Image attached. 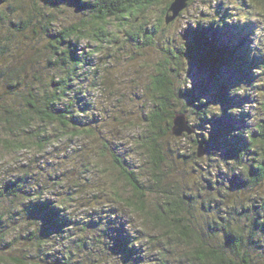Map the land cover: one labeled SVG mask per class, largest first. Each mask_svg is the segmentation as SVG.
Listing matches in <instances>:
<instances>
[{
    "label": "clouds",
    "instance_id": "clouds-1",
    "mask_svg": "<svg viewBox=\"0 0 264 264\" xmlns=\"http://www.w3.org/2000/svg\"><path fill=\"white\" fill-rule=\"evenodd\" d=\"M225 25L246 77L186 95ZM0 264H264V0H0Z\"/></svg>",
    "mask_w": 264,
    "mask_h": 264
},
{
    "label": "trees",
    "instance_id": "trees-1",
    "mask_svg": "<svg viewBox=\"0 0 264 264\" xmlns=\"http://www.w3.org/2000/svg\"><path fill=\"white\" fill-rule=\"evenodd\" d=\"M242 30L236 26L225 25L222 29L212 26L197 27L187 32L190 40L187 46L190 64L200 71H209L215 80L212 84L216 90L214 96L219 100L227 101L225 90L233 81L219 78L218 74L221 76L222 68H228L229 71L236 69L240 79L247 75L246 36L245 33L241 34ZM233 66L237 67L232 68ZM193 91L186 95L195 97L196 94ZM232 123L233 121L226 117L216 121L212 139L209 142L210 147L222 141ZM37 211L44 212L45 209L37 208ZM50 215L54 216V213Z\"/></svg>",
    "mask_w": 264,
    "mask_h": 264
},
{
    "label": "rangeland",
    "instance_id": "rangeland-1",
    "mask_svg": "<svg viewBox=\"0 0 264 264\" xmlns=\"http://www.w3.org/2000/svg\"><path fill=\"white\" fill-rule=\"evenodd\" d=\"M240 31V30H238ZM245 33V30L243 29L241 34ZM186 38L188 40V43L190 42L189 38L187 37V33H186ZM188 46V45H187ZM191 66V72L190 75L193 76V80H194V91L195 94L199 93V94H211L214 95L215 94V88L213 87V81L214 78L212 75H210L209 71H205V70H198L195 66ZM237 67V66H233L232 68ZM231 68V69H232ZM219 78L224 79V80H234L237 79L239 77V74L237 72L236 69H234L233 71H229L228 68H222L221 69V76L218 74ZM213 135V134H212Z\"/></svg>",
    "mask_w": 264,
    "mask_h": 264
}]
</instances>
